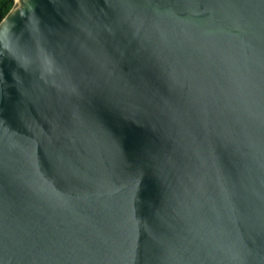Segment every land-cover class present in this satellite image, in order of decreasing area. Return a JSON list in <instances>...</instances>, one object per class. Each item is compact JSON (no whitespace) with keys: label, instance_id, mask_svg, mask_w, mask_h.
<instances>
[{"label":"water","instance_id":"obj_1","mask_svg":"<svg viewBox=\"0 0 264 264\" xmlns=\"http://www.w3.org/2000/svg\"><path fill=\"white\" fill-rule=\"evenodd\" d=\"M0 264H264V0H14Z\"/></svg>","mask_w":264,"mask_h":264},{"label":"trees","instance_id":"obj_2","mask_svg":"<svg viewBox=\"0 0 264 264\" xmlns=\"http://www.w3.org/2000/svg\"><path fill=\"white\" fill-rule=\"evenodd\" d=\"M14 0H0V20L10 10Z\"/></svg>","mask_w":264,"mask_h":264}]
</instances>
